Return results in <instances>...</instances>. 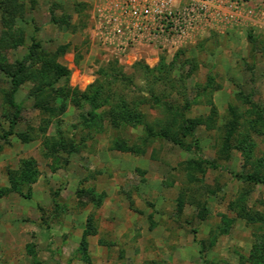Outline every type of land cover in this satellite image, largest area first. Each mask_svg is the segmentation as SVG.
Segmentation results:
<instances>
[{"label":"rangeland","instance_id":"obj_1","mask_svg":"<svg viewBox=\"0 0 264 264\" xmlns=\"http://www.w3.org/2000/svg\"><path fill=\"white\" fill-rule=\"evenodd\" d=\"M16 1L5 24L0 0V64L38 48L11 129L0 69V264H264V184L232 176L264 178V0H212L153 65L124 60L130 40L108 48L113 0ZM139 61L165 68L158 101ZM112 64L128 82L113 81ZM120 97L141 123L115 113ZM176 110L197 122L191 134Z\"/></svg>","mask_w":264,"mask_h":264},{"label":"trees","instance_id":"obj_2","mask_svg":"<svg viewBox=\"0 0 264 264\" xmlns=\"http://www.w3.org/2000/svg\"><path fill=\"white\" fill-rule=\"evenodd\" d=\"M1 8L3 12L2 22L5 24H12L14 22V18L18 11L17 1L16 0H1ZM54 23H57V21L54 20ZM37 48H38V44L32 40V44L28 52L26 53V55L22 57L20 61L16 63V65H14L13 67H7V66L0 64V69L10 77L11 85H12L11 90L8 94V98H7V103L9 104L11 108L14 109V113L10 121V129L16 123V120L20 112V106L16 104L13 99V94L17 90L19 83H20V80L18 77L24 70V66H25L24 64L29 58H31L34 55ZM65 49H66V46H61L57 49V53H63L65 52ZM136 65L141 70V74L143 76V80L145 81L146 87L148 86V88H145V89H147L148 93H150V95L155 101H158L159 98L157 96H154L153 94V84L157 81H160L159 79H161V77H164L165 75L164 66L160 64L157 67L149 68L142 61L137 62L135 66ZM56 68L60 75L62 76L66 75L67 71L65 70L64 67L56 66ZM111 72H112L111 77L114 82L126 83V81L127 82L129 81V77L126 76L123 72H121V70H117L114 64H112L111 66ZM121 97H120V104L116 106L118 109L116 108L117 110L115 113L118 116H120L121 119H123V121L130 123L131 125H136V124L141 123V120H140L141 114L139 111H137L135 102H133L131 105L129 102L126 101V99L121 98ZM141 100L144 101L145 99L141 96ZM262 111L264 112V109ZM176 112H177V115H180L182 119V124L179 126V130L184 134H191L194 128L196 127L197 122H195L194 120L192 121V120L186 119L183 113L180 112L179 110H176ZM146 131H147V136L160 137V138H164L166 140L171 141L173 144H178V145L180 144L177 138V134L173 133L169 129L154 130L153 128L148 126L146 128ZM193 163L196 164L197 166L206 164L209 168H212V169L219 168V166L215 162H211L208 160H196V161H193ZM232 176L236 178L237 180H241L243 182H248L251 184H264V178L260 177L259 175L255 173H234L232 174ZM204 250L205 249H204L203 244L200 243V253L202 254V256H204Z\"/></svg>","mask_w":264,"mask_h":264},{"label":"built area","instance_id":"obj_3","mask_svg":"<svg viewBox=\"0 0 264 264\" xmlns=\"http://www.w3.org/2000/svg\"><path fill=\"white\" fill-rule=\"evenodd\" d=\"M211 3L212 0H145L136 5L134 0H124L119 12L106 23L115 26V32L120 31L121 24L128 23L137 35L149 30L155 36L181 38L206 17Z\"/></svg>","mask_w":264,"mask_h":264},{"label":"crops","instance_id":"obj_4","mask_svg":"<svg viewBox=\"0 0 264 264\" xmlns=\"http://www.w3.org/2000/svg\"><path fill=\"white\" fill-rule=\"evenodd\" d=\"M118 7V11L121 9L124 0H113ZM136 5L141 4L145 0H134ZM257 16V15H256ZM255 16V17H256ZM253 21V20H251ZM258 23V22H256ZM129 24H121L118 28L120 31L115 32V26L107 27L105 32L101 30L102 37L107 40L108 48L115 51V47L119 44H124L128 40H132V47L128 48L127 54L124 56V60L133 62L134 60L142 59L147 64L153 65L158 60L159 53L166 49L169 51L171 48V43L175 38H166L164 36H155L149 32V30H144L141 34H136L135 29H129ZM110 49V50H111Z\"/></svg>","mask_w":264,"mask_h":264}]
</instances>
